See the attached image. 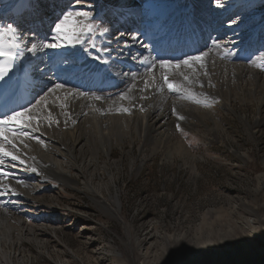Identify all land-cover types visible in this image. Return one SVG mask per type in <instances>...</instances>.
I'll return each instance as SVG.
<instances>
[{"label":"rangeland","instance_id":"1","mask_svg":"<svg viewBox=\"0 0 264 264\" xmlns=\"http://www.w3.org/2000/svg\"><path fill=\"white\" fill-rule=\"evenodd\" d=\"M33 1H36L33 3L34 11L41 17H48L53 8L55 10L64 2L71 7L76 5L72 0ZM120 1L81 0L79 4L80 7L87 6V11L90 5L91 12H96L94 15L104 8L109 9L103 14L107 20L94 16L93 40L96 48H92L88 37L84 36L85 45L80 50L81 54H93L100 52L105 43L107 46L103 48H107L110 54L106 56L109 67L114 52L106 38L120 34L118 26L109 30V27L117 25L116 11L120 8L117 7ZM15 5H18L17 0H0V17H3L4 25L10 23L6 20L8 16L3 14ZM123 5L137 9L135 11H139L145 20L160 16L150 22L165 34L169 30L166 26L173 18L176 17L173 21H177L180 15L193 12V21L196 14L197 19L204 18L197 27L211 30L215 37L213 41L228 39L227 47L230 48L226 53L217 52L219 59L225 60L227 56L230 62L243 61L264 73V67H258L264 65V0H125ZM182 5L192 7L191 11L185 13ZM24 7L27 5L15 9L21 12ZM122 10L126 11L121 7L119 15ZM210 20L219 22L218 28L215 24H208ZM233 20L236 23H232ZM71 27L68 25L66 30ZM175 27H178L177 23ZM104 29L107 31L104 32ZM192 30L196 32V29ZM215 34L220 38H216ZM7 40L3 36L0 39L4 45L9 44ZM11 42L14 43V40ZM30 42V39L26 41L27 44ZM254 45L258 49L250 52L248 49L253 50ZM20 46L23 48L24 45ZM246 50V57L238 61V55ZM122 55L120 53L119 57ZM96 61L98 63L99 59L96 58ZM17 63L23 64V61ZM120 63L117 61L113 65ZM159 72L161 78L167 74L170 81L177 84L183 82L178 73L169 74L161 69ZM111 73L100 76L89 74L88 80L94 79L89 83L84 78L86 73H83L80 76L82 83L76 80L72 85L83 91L97 86L95 89H99L101 94L115 97L121 93L122 87L114 82L112 85H117L114 89H106L108 85L105 86V83L111 84L107 81ZM169 92L176 96L180 94V91ZM240 95L244 100L237 97L232 103L233 109L221 105L212 112L221 125L216 131L210 130L215 128L213 119H209L207 125L198 121L199 133L184 131L183 126L177 127L188 146L192 147L197 168L190 158L184 156L164 155L160 150L155 153L152 147H145L143 152L139 140L133 144L130 139H125L124 144L115 146L111 162L105 166L103 164L108 155L102 150L94 180L98 183L96 192L106 202L98 201L99 195L83 186V174L76 168H69L75 181L64 185L50 178L40 181L35 172L25 170L26 167L17 161H14L17 164L9 161L15 167H24L18 171L23 180L40 181V189L30 195L15 193L17 188L10 186L13 191L0 196V205L8 206L16 216L24 217L27 225L34 228L32 233V230L26 232L29 235L22 239L21 249L14 247L10 250L11 263L209 264L217 259L216 256L221 258L226 253V256L232 254L231 264H264V101ZM200 101L211 105L204 99ZM194 134L197 138H193ZM21 139L23 142L17 143L15 148L19 151L28 147L26 139L30 140ZM23 155L26 157L28 154ZM117 194L120 206L112 198ZM250 220L256 221L252 231L246 227ZM10 221L18 224L15 218ZM13 235L20 236L16 230ZM229 260H221V263H228ZM0 262L7 264L4 259Z\"/></svg>","mask_w":264,"mask_h":264},{"label":"bare ground","instance_id":"2","mask_svg":"<svg viewBox=\"0 0 264 264\" xmlns=\"http://www.w3.org/2000/svg\"><path fill=\"white\" fill-rule=\"evenodd\" d=\"M30 1L31 0H17L18 5L13 6L12 9H20L24 5L28 6ZM124 3L125 0H121L117 3V7H120L119 9L123 7L126 10L127 6L123 5ZM68 7L69 6L66 5L65 7L57 8L61 11L67 10ZM85 7L87 6L81 5L80 7V5H75L73 9L87 11ZM24 9L26 8L24 7ZM106 9L104 8L102 12L99 11L97 13L99 15H101L100 13L105 15L106 12L109 11L108 8ZM119 9L116 11L117 20L115 22L119 21L123 24L126 21L125 18L129 16V13H133L134 17L142 21L144 29L140 31V34L135 30H131L129 36L128 34L120 33L117 37L109 35V37L106 38V42L109 44V48L113 50L114 54L110 57L109 64L111 67L105 65L102 74L112 72L111 75H109L110 73L108 74L109 78L106 77L108 78L107 81L111 82L110 85L117 82L118 85L122 87L121 93L125 94L126 99H121L120 95L108 98L105 94H101L99 89H95L97 86L90 87L91 89L86 91L90 93L86 99L82 97L74 98L68 95L71 89L67 86L63 89H57L54 93H48L45 97L48 107L34 109V112H39L40 116L38 125L39 131L33 132L31 137H39V140L31 137H29L30 140L26 139L28 147H24L23 151L9 147L10 151H14L15 154L19 155L20 158L26 162L22 164L26 167L25 170L35 172L34 175H36L40 181L50 178L58 180L64 185L70 184L75 180L71 174L73 172L70 171L69 168H76L83 174V186L96 192L95 188L98 183L94 180V171L97 169V163L100 162L102 150L108 155V159L105 164H103V166H105L108 165L107 163L111 162L113 148L124 144L125 139H130L133 144L135 142L137 143L139 140L141 151H143L145 147H152L155 153L160 150L164 155L190 158V160L193 161L194 167L197 168L192 147L188 146L187 141L183 139V135L177 130V125H179V127L183 126L185 129L184 131L198 132L199 130L196 126L198 121L207 125L208 120L213 119L215 128L210 130L216 131L221 125L219 121L214 118V113L212 112L217 110L221 105L233 109L232 103L237 97L244 100L240 94H244L245 97L249 96V98H260L261 102L264 101V73L241 61L246 57V54H248L247 50V53L244 52L238 55L240 59L238 61L241 62L233 63L232 60V62L227 60V56L225 60H221L219 56H217V52L221 54L226 53L225 51L230 48L227 47L228 39L218 42V46L213 44V46H211L210 44L209 46L212 48L209 50L207 49L209 46L206 47V49L203 48L209 51V55L205 58L204 68H199V66H196L194 69L183 67L179 70L168 71L169 74L178 73L183 80V82L179 84L182 86L180 94L178 93V96L171 94L167 85L162 81L159 72L160 69L157 68L152 72H145L144 67L140 63V58L142 56L156 58L155 54H153V43L161 49L168 42L167 46L172 48L170 45L175 38L179 40V38L186 39L189 37L187 34L182 35L184 31L181 29L186 27L184 22H178L186 21V24L191 22L194 23L191 18L193 12L187 13V15L184 16L180 15L177 21H173L176 17L173 18L170 24L167 25L169 27L166 26L169 32L166 30L167 32L165 34V31H162L161 28L159 30L154 28V25L150 22L158 19L160 16L152 20L147 16L148 19L145 20L139 14V11H135L137 9L134 10L133 7L128 6L126 11L122 10L123 13H121V15H119ZM191 9L192 7L188 6L184 10L191 11ZM53 11L49 12L47 14L49 17L46 18L38 16L34 11L32 13L34 17L30 19L36 22L31 23V21L27 19L25 22L18 23L19 31L22 32L25 43L28 39L33 37V31L35 29H38L34 32L36 38H41L39 36L45 33V28L51 29L54 21H56L59 16L55 14L54 8ZM91 13L94 15L96 12ZM102 17L105 18V16ZM108 19L111 18L109 17ZM160 23L165 24L164 21H160ZM175 23H177L178 29L175 27ZM207 23L210 25L215 24V28H218L217 26L219 25V22L217 23L215 20H210V22ZM196 24L198 25L200 23ZM83 25L84 21L82 20L81 27ZM40 29L42 30L40 31ZM50 29H48L47 34H49ZM205 29V27L200 28V26L196 28V32L200 34L202 41L207 32ZM210 31L208 32L210 33ZM193 32L195 31L193 30ZM11 35L12 34L9 32L7 34L4 33L2 36L7 38L8 36L11 37ZM133 36L138 37L140 42H135L132 39ZM215 36L216 38L219 37L217 34H215ZM213 37L214 36L211 35L210 43L213 42L215 38ZM81 39L84 41V37H81ZM193 44L194 42H192V45ZM5 46H8L7 43H5ZM104 46L107 45L104 43ZM104 46H102V48ZM79 47L80 45L75 48L67 47L57 51L43 49L35 56L25 51L23 66L28 64L31 70L29 77L24 75L27 79L29 78V92L24 105H30L39 99L50 82L57 78L62 77L70 80L72 85L76 80L82 83L80 76L86 73L84 77L85 81L87 83H89V80L94 81V79L88 80L89 74L85 71L83 65L89 64V66L95 68L94 65L97 62L96 57L89 54L84 55L81 61L82 63L77 61L80 64H75L74 60H71V58H74L75 54L78 53ZM137 47L141 48V50H137ZM248 50L254 51L251 49ZM53 53H57V55ZM120 53L123 54L121 57H119ZM108 56H110L109 53ZM67 57H69L70 60H68ZM117 61H121L120 65H113L114 62ZM234 61L236 60L234 59ZM3 63L7 64V61L4 60ZM18 72L19 70L14 69V71L5 78V81L0 82V84L7 85L10 82L15 83L14 77H19ZM205 72H207V75L204 74ZM130 74H134L135 78L133 79V75ZM173 76L176 75L174 74ZM184 76H187L188 80H185ZM110 79H112V81H109ZM145 81H147V85ZM128 84H130L129 87ZM37 85L40 86L42 91L39 90ZM104 90L105 88L102 92H104ZM95 95L102 96V99L95 100L93 98ZM66 96L67 99H65ZM201 99L209 101L211 105L196 102ZM62 104L64 107H61ZM4 107L5 106H2L0 113H3ZM122 107L130 109V112L124 113L119 111ZM49 111L51 112V124H49L48 120L43 119L49 114ZM180 116H183L184 119H179ZM56 121H59V123H56ZM196 136L197 134H194L193 138H197ZM23 153L28 155L25 157ZM5 160L8 161L4 162L3 167L5 172L10 173V175L2 181L5 187L10 185L11 187L17 188V191L14 190L15 193L24 195H30L31 192L40 189V181L29 182L20 178L21 176L18 171L20 169L22 170L24 167H15L12 163L14 161L11 162L12 164L8 163L11 161L10 158H5ZM14 164L17 163L14 162ZM33 168L35 171H33ZM103 183L105 182L103 181ZM27 186L29 191L26 189ZM96 194L98 193L96 192ZM112 198H114V202L120 206L121 202L119 195L117 194L115 197L112 196ZM97 200L100 202L107 201L102 195H99ZM13 217L18 223L17 225L10 221L14 219ZM26 221L27 219L24 217L16 216L15 211H12L8 206L4 207V204L0 205V260L4 259L7 264L12 262L10 258L12 251L10 250H13L14 247L15 249H21V246H23L22 239L29 235V233L26 232L32 230V233L34 231V228L31 226L29 227ZM262 222L264 223V219ZM255 223L256 221L250 220V224H247L248 226L246 227L252 231ZM15 230L18 231L20 236L13 235V231ZM32 237H35L34 234H32ZM35 239L37 238L35 237ZM225 254L221 258L216 256L215 258L217 259H214V262L212 261L209 264H222L221 260L224 261L225 259H231L228 263H225L231 264L230 262H233L232 254L229 256Z\"/></svg>","mask_w":264,"mask_h":264},{"label":"snow or ice","instance_id":"3","mask_svg":"<svg viewBox=\"0 0 264 264\" xmlns=\"http://www.w3.org/2000/svg\"><path fill=\"white\" fill-rule=\"evenodd\" d=\"M72 2L79 5L81 0H72ZM82 20L87 21L83 27H81ZM94 23L95 17L91 13L90 5L88 11L73 8L61 10L60 15L57 17L56 21H54L49 34L43 38H36V34L33 33V37L30 38V46L25 43L23 34L19 31V26H14L13 24L0 26V38H2V35L6 31L12 34L7 47L2 41H0V82L5 81V78L14 71L17 61H23L25 58V51L32 56H35L43 49L57 51L67 47L75 48L84 43L81 39V37L84 36L88 37L91 47L96 48V44L93 40ZM232 23H236V21L233 20ZM68 25H72V27L66 31L65 29ZM85 28L87 29V32L84 31ZM106 31L107 29H104V32ZM101 34L104 33L102 32ZM132 39L137 43L140 42L136 36H133ZM13 40L15 43L11 42ZM21 44L24 45L23 48L20 47ZM213 44L218 46V41H213ZM101 51L107 52L109 50L107 48H102ZM208 55V50H198L196 53H185L184 55L175 58H150V56H142L140 58V63L144 67L145 72H152L157 68L165 71L179 70L183 67L194 69L196 66H199V68H204L205 58ZM97 59L100 58L97 57ZM4 60L7 61V64L3 63ZM258 67H264V65H258ZM204 74L207 75V72ZM130 75H133V79L135 78L134 74ZM184 79L188 80V77L184 76ZM162 80L167 85L168 90L172 92H178L181 90L182 86L170 81L167 74L162 75ZM145 84L147 85V81H145ZM66 86L71 89L68 95H71L74 98L82 97L86 99L90 95L89 92L81 90L78 86L71 85L67 79L61 77L52 80L44 90L43 95L34 103H31L30 105H22L19 108L0 113V196L5 195L9 191H13L10 185L5 187L2 183L3 179L10 175V173L5 172L3 167L5 158H10L11 161H19L20 164L26 163L19 155L15 154L14 151H10L9 147L16 148L17 143L23 142L21 138H29L33 132L39 131L38 125L40 116L39 112H34V109L47 108L48 104L45 97L48 93H54L57 89H63ZM119 95L121 99H126L124 93H120ZM93 98L95 100L102 99L99 95H95ZM65 99H67V96ZM196 102L201 103L199 100ZM61 107H64V105L62 104ZM119 111L129 113L130 109L122 107ZM43 119L48 120L49 124H51V112L49 111V114ZM179 119L183 120L184 117L180 116ZM56 123H59V121H56ZM177 127H179V125H177ZM31 138L39 140V137ZM33 171H35L34 168Z\"/></svg>","mask_w":264,"mask_h":264}]
</instances>
